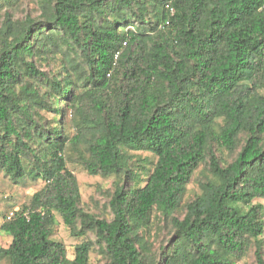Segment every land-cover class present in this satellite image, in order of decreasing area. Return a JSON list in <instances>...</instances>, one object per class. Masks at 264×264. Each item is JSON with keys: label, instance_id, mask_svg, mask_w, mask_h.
<instances>
[{"label": "trees", "instance_id": "trees-1", "mask_svg": "<svg viewBox=\"0 0 264 264\" xmlns=\"http://www.w3.org/2000/svg\"><path fill=\"white\" fill-rule=\"evenodd\" d=\"M35 2L0 23V173L44 185L2 217L0 264H263L264 0ZM70 162L112 180L109 220L80 207ZM56 215L85 238L71 259Z\"/></svg>", "mask_w": 264, "mask_h": 264}, {"label": "rangeland", "instance_id": "rangeland-1", "mask_svg": "<svg viewBox=\"0 0 264 264\" xmlns=\"http://www.w3.org/2000/svg\"><path fill=\"white\" fill-rule=\"evenodd\" d=\"M36 0H17L14 6L8 7L5 4L0 6V23L4 19V12L9 11L14 19H22L25 16L37 18L38 9ZM63 59L62 53H58L56 57L50 58L45 65L41 63L39 68L41 71L56 72L59 69V61ZM50 73V72H49ZM41 87V86H40ZM44 117L50 118L51 115L43 112ZM145 156L146 155H142ZM150 161L152 159L150 158ZM68 169L73 173L77 180L80 207L99 218L110 219V214L107 208L108 194L111 189L112 180L103 179L100 176H90L77 163H68ZM200 172L193 177L191 183L188 185V196L191 197L193 193L198 191L197 185L200 181ZM44 182L40 179H24L21 182L14 183L9 178L0 173V224L2 217L7 215L10 211L20 209L22 206L29 204L31 196L40 190ZM264 203V202H263ZM57 225L54 228L52 239L62 243L68 253V258L73 257V249L76 244L85 238L77 239L70 235L68 229L62 224L60 218L56 215ZM151 233L150 238L154 243L155 249L165 247L168 244L170 233L166 223L152 214L151 218ZM9 238L0 231V248L7 247ZM90 264H104L103 257L92 251L89 258ZM236 264H256L253 250H250L244 258ZM263 264H264V250H263Z\"/></svg>", "mask_w": 264, "mask_h": 264}, {"label": "built area", "instance_id": "built-area-1", "mask_svg": "<svg viewBox=\"0 0 264 264\" xmlns=\"http://www.w3.org/2000/svg\"><path fill=\"white\" fill-rule=\"evenodd\" d=\"M15 212H16V210L10 211V212L7 214L6 219H10V218H12Z\"/></svg>", "mask_w": 264, "mask_h": 264}]
</instances>
